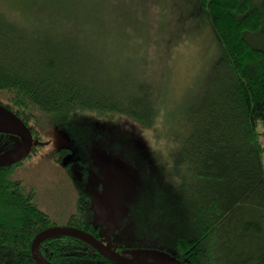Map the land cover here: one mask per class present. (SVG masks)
Returning a JSON list of instances; mask_svg holds the SVG:
<instances>
[{
	"label": "trees",
	"instance_id": "trees-1",
	"mask_svg": "<svg viewBox=\"0 0 264 264\" xmlns=\"http://www.w3.org/2000/svg\"><path fill=\"white\" fill-rule=\"evenodd\" d=\"M145 1L137 6L147 10ZM14 2L35 8L31 16L0 10V103L21 118L35 145L54 138L51 130L70 138L52 157L70 178L76 165L84 178L93 160L100 172L122 162L126 214L111 240L100 233L82 182L73 205L42 198L36 182L18 173L37 148L31 143L0 162V264H38L33 240L54 225L88 230L130 256L157 249L185 264H264V0H190L197 22L182 34L209 26L218 57L177 117L166 102L164 69L180 35L165 41L156 61L134 62L84 29L91 9L102 4L110 14L118 0ZM7 136L0 127L2 149ZM40 249L54 264H119L70 235L45 239Z\"/></svg>",
	"mask_w": 264,
	"mask_h": 264
},
{
	"label": "rangeland",
	"instance_id": "rangeland-1",
	"mask_svg": "<svg viewBox=\"0 0 264 264\" xmlns=\"http://www.w3.org/2000/svg\"><path fill=\"white\" fill-rule=\"evenodd\" d=\"M138 2L139 0H118L115 10L112 7L110 14L108 11L111 9L106 7L107 11H105L102 4L99 5L98 10L91 9L85 19L86 35L103 47L107 44L113 51L112 54L119 59L124 58L134 62L145 59L156 61L164 51L165 41L180 35L177 44L169 50L164 69L166 102L168 108L177 117L196 100L218 57L214 34L209 26H204L199 32L182 34L186 25L197 22L192 15H188L189 9L194 7L190 0H146L147 10L137 6ZM30 6L17 9L14 0H0V10L6 11L10 16H18L19 10L31 16V10L33 11L35 6L33 9ZM136 7L140 10L137 11ZM106 14L109 17L107 29L103 26ZM109 31L111 35L107 34ZM0 127L8 132L6 147L4 149L0 147V162L17 158L30 148L31 143L36 144V139L31 140L30 132L21 118L3 103H0ZM46 134L54 138L44 139L45 145L42 147L35 145L37 148L19 169V175L26 182H36L42 198L51 200L55 196V199L62 201L67 198L68 201L65 202L68 205L75 204L77 192L74 186L81 185L82 182V186L91 196V212L95 222H99L100 233L112 240L110 233L121 223L126 214V207L119 197L121 178L125 176L122 162L107 165L109 169L103 165L104 170L100 172V166L96 165L92 158L93 163L85 170L88 176L83 178V166L80 168L76 165L72 169L74 177L70 178L64 165L56 166L52 158L57 157L59 147L67 145V141H71L70 138L65 139L54 130ZM74 154V152L70 153L64 157V160L73 157ZM94 155L96 160L100 157L96 152L93 153ZM51 182L60 184L58 186L60 191L49 190ZM49 205L51 208H58L55 202ZM131 254L143 259L171 258L169 253L157 249L133 250Z\"/></svg>",
	"mask_w": 264,
	"mask_h": 264
},
{
	"label": "water",
	"instance_id": "water-1",
	"mask_svg": "<svg viewBox=\"0 0 264 264\" xmlns=\"http://www.w3.org/2000/svg\"><path fill=\"white\" fill-rule=\"evenodd\" d=\"M29 138V135H28ZM70 235L81 238L91 244L100 253L119 264H185L182 261L172 258L167 259H143L126 255L119 252L114 247L106 244L92 232L72 225H54L41 230L34 238L32 243V253L38 264H54L45 257L40 249V244L45 239Z\"/></svg>",
	"mask_w": 264,
	"mask_h": 264
},
{
	"label": "flooded vegetation",
	"instance_id": "flooded-vegetation-1",
	"mask_svg": "<svg viewBox=\"0 0 264 264\" xmlns=\"http://www.w3.org/2000/svg\"><path fill=\"white\" fill-rule=\"evenodd\" d=\"M98 237V236H97ZM117 250V249H116Z\"/></svg>",
	"mask_w": 264,
	"mask_h": 264
}]
</instances>
